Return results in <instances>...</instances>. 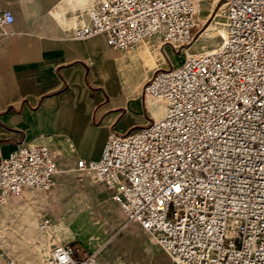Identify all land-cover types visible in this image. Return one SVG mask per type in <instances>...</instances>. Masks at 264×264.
<instances>
[{"label": "built area", "instance_id": "obj_1", "mask_svg": "<svg viewBox=\"0 0 264 264\" xmlns=\"http://www.w3.org/2000/svg\"><path fill=\"white\" fill-rule=\"evenodd\" d=\"M201 1L93 0L70 35L100 34L120 50L151 37L182 48L196 35ZM220 2V42L158 64L144 82L163 113L112 131L100 157L76 161L172 264H264V0H208ZM14 21L0 9V24ZM60 163L51 144L20 143L0 161V204L51 189ZM49 227L43 215L40 228ZM78 252L69 241L53 244L41 264H103L96 250ZM0 264H20L1 239Z\"/></svg>", "mask_w": 264, "mask_h": 264}, {"label": "crops", "instance_id": "obj_2", "mask_svg": "<svg viewBox=\"0 0 264 264\" xmlns=\"http://www.w3.org/2000/svg\"><path fill=\"white\" fill-rule=\"evenodd\" d=\"M92 1L0 0L15 14L0 24V161L22 142H47L61 163L76 166L100 157L112 131L127 133L160 115L143 84L158 64L177 63L172 46L151 37L120 50L100 34L72 37ZM25 192L0 204V235L10 255L32 264L41 248L20 243L42 215L20 210L32 202ZM75 245L79 254L91 251Z\"/></svg>", "mask_w": 264, "mask_h": 264}, {"label": "rangeland", "instance_id": "obj_3", "mask_svg": "<svg viewBox=\"0 0 264 264\" xmlns=\"http://www.w3.org/2000/svg\"><path fill=\"white\" fill-rule=\"evenodd\" d=\"M200 3L202 12L194 39L182 48H171L177 63L183 60L186 52L212 48L221 40V32L225 29L220 15L221 2L214 7L208 0ZM25 194L32 202L25 204L21 211L37 218L50 217V227L46 230L41 229L37 221L27 225L31 234L24 236L20 243L36 252L41 248V256L37 252L32 264H41L44 252L51 245L67 241L98 251L103 264H172L154 236L128 220L107 188L75 164L60 163L51 189L45 192L26 190ZM76 216L83 217L78 226Z\"/></svg>", "mask_w": 264, "mask_h": 264}, {"label": "bare ground", "instance_id": "obj_4", "mask_svg": "<svg viewBox=\"0 0 264 264\" xmlns=\"http://www.w3.org/2000/svg\"><path fill=\"white\" fill-rule=\"evenodd\" d=\"M221 33H225V31L222 30ZM154 103L157 105V107H158V111H159V113H160V115H161V114L163 113V111H164V104H163L162 102L158 101V100H155ZM160 115H159V116H160ZM159 116H156V117H159Z\"/></svg>", "mask_w": 264, "mask_h": 264}]
</instances>
